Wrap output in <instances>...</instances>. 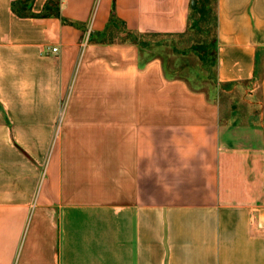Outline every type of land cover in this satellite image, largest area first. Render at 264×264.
Returning <instances> with one entry per match:
<instances>
[{
    "label": "crops",
    "instance_id": "obj_1",
    "mask_svg": "<svg viewBox=\"0 0 264 264\" xmlns=\"http://www.w3.org/2000/svg\"><path fill=\"white\" fill-rule=\"evenodd\" d=\"M16 1L0 0V264H264V0L217 3V81L259 111L242 123L109 26L183 33L193 0L25 8L61 17Z\"/></svg>",
    "mask_w": 264,
    "mask_h": 264
},
{
    "label": "rangeland",
    "instance_id": "obj_2",
    "mask_svg": "<svg viewBox=\"0 0 264 264\" xmlns=\"http://www.w3.org/2000/svg\"><path fill=\"white\" fill-rule=\"evenodd\" d=\"M211 28L214 26L211 21ZM125 35V34H124ZM211 41L208 47L207 62L202 60L207 49L203 47L193 48L197 41L202 39L199 34H190L185 38L178 36H150L146 40L150 42V50H146V56L155 54L162 58L165 71L170 77L185 80L192 89L205 92L208 96L216 97L221 106L223 120L240 122L248 117L258 115L257 108H252L256 98L250 96L244 83L238 85H220L216 78L218 44L213 42L215 31L207 34ZM183 41L184 43H180ZM162 43L163 45H156ZM144 54V55H145ZM258 93V92H257ZM225 134V132H224Z\"/></svg>",
    "mask_w": 264,
    "mask_h": 264
},
{
    "label": "trees",
    "instance_id": "obj_3",
    "mask_svg": "<svg viewBox=\"0 0 264 264\" xmlns=\"http://www.w3.org/2000/svg\"><path fill=\"white\" fill-rule=\"evenodd\" d=\"M35 0H18L15 3H13V10L19 15L23 17H35V16H49L51 14H54L57 17H61L59 13V2L57 1H51L47 4L45 7L43 13L40 15H36L32 13L30 10H25L26 7H28L30 4H32ZM197 5L195 8H191V13L189 17V26L187 30L183 33H176V34H167L166 36H178L179 38H185L190 34L197 33L200 36H202V39L200 41H197L194 45H192L193 48L203 47V49H207L206 52L203 55L202 60L204 62H207L209 51L208 47L211 41L208 39L207 34H210V30L215 31V38L213 39V42L218 44V13H217V3L218 0H196ZM51 11V12H50ZM213 20L214 26L211 28V21ZM65 23L74 24L71 21H68L66 19H63ZM77 25V24H74ZM121 26L122 29L125 31L123 32L125 34L124 37H120V40L122 42H132L134 44H137L140 48L150 47V42L146 40V37L150 36H162L160 34H138L136 32L129 31L125 26L124 23L115 15L112 14L110 18L109 26ZM165 36V35H164ZM110 39L108 41L113 42L114 35L110 34ZM106 39L103 40V42H107ZM180 43H184L183 41H179ZM156 45H163L162 43L156 44Z\"/></svg>",
    "mask_w": 264,
    "mask_h": 264
},
{
    "label": "water",
    "instance_id": "obj_4",
    "mask_svg": "<svg viewBox=\"0 0 264 264\" xmlns=\"http://www.w3.org/2000/svg\"><path fill=\"white\" fill-rule=\"evenodd\" d=\"M196 5H197V1H196V0H193V1H192V7L195 8Z\"/></svg>",
    "mask_w": 264,
    "mask_h": 264
},
{
    "label": "built area",
    "instance_id": "obj_5",
    "mask_svg": "<svg viewBox=\"0 0 264 264\" xmlns=\"http://www.w3.org/2000/svg\"><path fill=\"white\" fill-rule=\"evenodd\" d=\"M53 51H55V52H56V51H57V48H54V49H53Z\"/></svg>",
    "mask_w": 264,
    "mask_h": 264
}]
</instances>
